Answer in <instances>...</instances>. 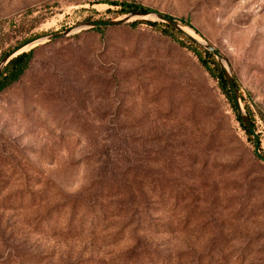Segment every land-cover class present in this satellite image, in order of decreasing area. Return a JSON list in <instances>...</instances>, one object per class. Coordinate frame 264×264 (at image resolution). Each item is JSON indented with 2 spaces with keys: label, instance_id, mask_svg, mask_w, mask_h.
Segmentation results:
<instances>
[{
  "label": "rangeland",
  "instance_id": "rangeland-1",
  "mask_svg": "<svg viewBox=\"0 0 264 264\" xmlns=\"http://www.w3.org/2000/svg\"><path fill=\"white\" fill-rule=\"evenodd\" d=\"M100 1L0 0V60L122 16ZM112 1L190 21L218 48L264 151V0ZM130 25L37 48L0 93V264H264L251 136L193 52Z\"/></svg>",
  "mask_w": 264,
  "mask_h": 264
},
{
  "label": "water",
  "instance_id": "water-1",
  "mask_svg": "<svg viewBox=\"0 0 264 264\" xmlns=\"http://www.w3.org/2000/svg\"><path fill=\"white\" fill-rule=\"evenodd\" d=\"M135 23H153L165 25L178 32L189 42L199 47L206 53L210 54L220 66L224 80L227 84L228 90L232 97L233 104L241 124L250 134L253 142V152L255 158L264 165V151L262 148L261 134L251 120L250 115L244 105L243 99L240 96L239 88L237 86L236 76L228 59L222 52L216 48L212 43L204 37L198 35L190 27L183 24L181 21L157 11H139L124 14L117 19L100 22H85L67 30L55 33H49L42 36L31 38L14 49L8 52L0 60V75L2 72L19 56L29 53L41 46L57 42L71 40L72 38L86 32L94 31L96 29L117 28Z\"/></svg>",
  "mask_w": 264,
  "mask_h": 264
},
{
  "label": "trees",
  "instance_id": "trees-1",
  "mask_svg": "<svg viewBox=\"0 0 264 264\" xmlns=\"http://www.w3.org/2000/svg\"><path fill=\"white\" fill-rule=\"evenodd\" d=\"M99 3L107 5L109 7V9L114 8L113 10H109V11L116 12L118 15H124V14H128V13H131V12L151 11V10H153V9H150L149 7L143 6L142 4L136 3V2H126V1H122L121 2V1H112V0H102ZM153 11H156V10H153ZM157 12H159V11H157ZM90 21H92V22H97V21L100 22V20H96L93 17H87L81 23L90 22ZM181 22L183 24H185L186 26L191 27L190 21L181 20ZM140 24L141 23H135V24H132L130 26L131 27H136V26H138ZM144 24L161 30V32H163L167 37L174 38V40L177 43H179L180 46H182L184 48H187L191 52H193L195 54V56L198 58V60L200 61L201 65L204 67L205 71L212 78H214L217 81L218 88L221 91V94H223V96H225V98L228 100L229 104L231 105V108L233 109V111L237 115L236 110H235V106H234L233 101H232V97H231L230 92L228 90L227 84H226V82L224 80L223 72H222L220 66L218 65V63L216 62V60L210 54L206 53L205 51H203L199 47H197L194 44H192L191 42H189L182 35H180L178 32H175L170 27H167L165 25L153 24V23H144ZM109 29L110 28H106V29L100 28V29H96L94 31L103 35ZM40 35L41 34H35V35H33V36L29 37V38H26L22 42H25V41L33 38V37H37V36H40ZM80 36L81 35H79V36H77L75 38H78ZM54 43H56V42H54ZM36 51H37V49H35V50H33V51L29 52V53H26L24 55L19 56L17 59H15L2 72V74L0 75V93L3 92L5 89L15 85L17 82H19L21 80V78H23L25 76L26 72L30 68L31 62L33 60V55H34V53ZM236 81H237V86L239 88L240 96L242 97V99L245 102L246 99H245V96H244L243 91L241 89V86H240V84L238 82L237 77H236ZM246 109H247V111H248V113L250 115L251 120L254 122L255 126L258 128V126H257V117H256L253 109L247 104H246ZM237 120L239 121L242 130L248 136H250V134L246 131V129L241 124V121L238 118V116H237ZM258 163L264 169V165L260 161H258Z\"/></svg>",
  "mask_w": 264,
  "mask_h": 264
}]
</instances>
